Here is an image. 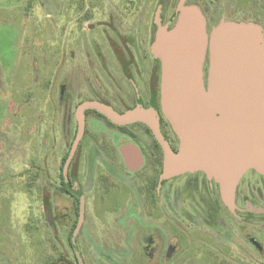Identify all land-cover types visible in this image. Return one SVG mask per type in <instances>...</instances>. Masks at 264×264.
Masks as SVG:
<instances>
[{
  "label": "flooded vegetation",
  "instance_id": "flooded-vegetation-1",
  "mask_svg": "<svg viewBox=\"0 0 264 264\" xmlns=\"http://www.w3.org/2000/svg\"><path fill=\"white\" fill-rule=\"evenodd\" d=\"M38 1L51 16V1ZM188 5L202 10L209 33L230 19L264 27V0H57L61 36H75L88 22L90 59L84 72L79 54L59 72L57 96L45 98L58 99L52 143L42 144V164L32 165L29 181L31 196L41 193L44 242L53 247L46 264H264V174L249 169L232 196L201 170L162 180L164 151L151 126L114 123L88 105L119 113L142 106L158 116L177 151L180 139L161 102L162 64L151 46L158 17L170 29Z\"/></svg>",
  "mask_w": 264,
  "mask_h": 264
},
{
  "label": "water",
  "instance_id": "water-1",
  "mask_svg": "<svg viewBox=\"0 0 264 264\" xmlns=\"http://www.w3.org/2000/svg\"><path fill=\"white\" fill-rule=\"evenodd\" d=\"M157 23L151 49L162 64L161 102L179 149L162 135L158 116L142 106L119 113L100 102L88 105L120 125L141 120L151 126L164 151L162 180L201 170L232 196L249 169L264 174V27L230 19L209 33L196 5L182 6L170 29L159 17ZM83 219L82 211L73 238Z\"/></svg>",
  "mask_w": 264,
  "mask_h": 264
},
{
  "label": "rangeland",
  "instance_id": "rangeland-1",
  "mask_svg": "<svg viewBox=\"0 0 264 264\" xmlns=\"http://www.w3.org/2000/svg\"><path fill=\"white\" fill-rule=\"evenodd\" d=\"M50 1L51 16L38 0H0V264H46L52 256L53 247L44 242L41 193L31 196L29 173L33 164H42V144L52 143L49 122L58 99L45 103V98L59 93V74L78 62L79 54L89 71L88 22L75 36H61L57 0ZM41 182L40 175L35 181L40 191Z\"/></svg>",
  "mask_w": 264,
  "mask_h": 264
}]
</instances>
